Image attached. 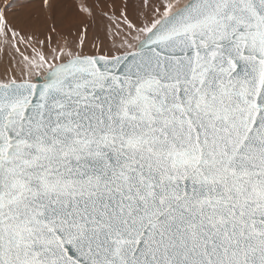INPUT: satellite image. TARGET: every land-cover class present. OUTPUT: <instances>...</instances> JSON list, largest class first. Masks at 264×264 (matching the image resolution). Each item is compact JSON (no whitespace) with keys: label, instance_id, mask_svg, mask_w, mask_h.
I'll return each mask as SVG.
<instances>
[{"label":"snow or ice","instance_id":"snow-or-ice-1","mask_svg":"<svg viewBox=\"0 0 264 264\" xmlns=\"http://www.w3.org/2000/svg\"><path fill=\"white\" fill-rule=\"evenodd\" d=\"M125 8L91 53L0 13V264H264V0Z\"/></svg>","mask_w":264,"mask_h":264},{"label":"bare ground","instance_id":"bare-ground-1","mask_svg":"<svg viewBox=\"0 0 264 264\" xmlns=\"http://www.w3.org/2000/svg\"><path fill=\"white\" fill-rule=\"evenodd\" d=\"M88 3L95 5L93 17L79 13L78 5ZM138 0H49L48 6L43 4V0H0V13L5 15L7 26L20 32L22 35H39L43 32V37L51 35L54 38L53 47L64 43L63 36L71 30L72 35H85V48L97 49L104 44L111 43L109 28L114 25L109 17L115 16L117 22L123 19L121 13L127 15L126 4L135 5ZM115 5V7H113ZM105 13L107 15H105ZM139 15V13H137ZM142 19V17H141ZM83 20L84 23H80ZM85 24L88 31L85 34ZM78 25V27H77ZM56 28L53 32L52 29ZM99 32V35L97 33ZM96 46V48L93 47ZM24 50V45L20 46ZM12 51L7 56L0 50V72L12 60ZM30 52L31 49H28ZM15 69V61L9 69V76ZM19 75V73H16Z\"/></svg>","mask_w":264,"mask_h":264},{"label":"rangeland","instance_id":"rangeland-1","mask_svg":"<svg viewBox=\"0 0 264 264\" xmlns=\"http://www.w3.org/2000/svg\"><path fill=\"white\" fill-rule=\"evenodd\" d=\"M85 40H86V38H85ZM85 50H86V51H89L90 53L96 51V49H88V48H85Z\"/></svg>","mask_w":264,"mask_h":264}]
</instances>
